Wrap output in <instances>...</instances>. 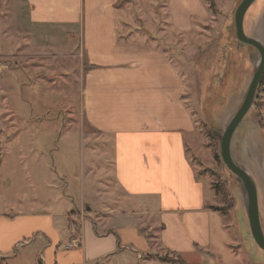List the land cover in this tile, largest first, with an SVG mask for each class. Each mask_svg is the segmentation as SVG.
<instances>
[{
    "label": "crops",
    "instance_id": "crops-1",
    "mask_svg": "<svg viewBox=\"0 0 264 264\" xmlns=\"http://www.w3.org/2000/svg\"><path fill=\"white\" fill-rule=\"evenodd\" d=\"M209 1L218 5L225 0ZM205 2L0 0V39L11 34L15 58L28 60L33 75L51 86L57 70L48 74L44 67L36 69L35 60L76 61L80 124L105 138L101 148H113L111 186L109 192L98 191L100 206L85 210L80 204L72 212L56 203L60 197L49 169L42 166V154L25 156L23 142L8 139L7 131L17 123L4 119L9 112L0 80V260L11 259L12 251L24 245H33L26 251L37 252L38 264H185L187 257L206 262L213 256V207L188 153L189 147L196 150L195 118L201 109L198 101L197 110L187 105L182 80L161 49L167 45L159 30L165 14L173 32L187 35L196 22L206 20ZM136 20L154 29V43L137 36ZM0 66L6 68L2 62ZM22 72L16 69L24 102L28 79L20 80ZM29 173L39 180L32 190L48 195L46 201L39 202L37 194L26 202L17 199L18 178ZM75 240L79 247L66 250Z\"/></svg>",
    "mask_w": 264,
    "mask_h": 264
},
{
    "label": "rangeland",
    "instance_id": "rangeland-1",
    "mask_svg": "<svg viewBox=\"0 0 264 264\" xmlns=\"http://www.w3.org/2000/svg\"><path fill=\"white\" fill-rule=\"evenodd\" d=\"M206 1L209 10L206 20L196 22L187 35L173 32L169 21L165 20V14H161L162 20H159V30H161V36L167 45V49L162 47L161 49L163 53H166L169 62L182 80V95L191 110H197V101L201 109L200 115L197 116L198 119L195 118L197 123L196 150L193 151L189 147L188 153L190 162L195 168V174L199 179L204 180L207 202L213 207L210 208L209 235L211 240L209 251L213 256L210 255L206 262L203 261V258L191 257L185 258L184 261H187L185 264H264V254L259 253L260 256H263L262 258L252 252L250 257L248 243L240 235V227L235 219V206L232 211L226 210L230 200L229 194H224V200H222L215 189L216 184H222L221 189L223 190L224 185L229 182V178L228 172L216 159L218 156L217 147L215 148L214 143L208 137V132L211 133V131L204 115V112L209 109L212 113L216 111L222 115V110H227V101L232 95L231 91L243 86L245 72L247 71L246 81L251 77L247 59L242 57L234 58L237 61L231 68V76L226 83V88L222 90L226 72L223 74L220 84L209 81L210 76H215L219 72L217 63L224 56L221 53V48L227 47L226 52L230 55V33L226 37V27L231 23L230 17L239 0H225L218 5L212 3V6L209 0ZM189 6H193V4L189 3ZM252 8H255V5ZM180 15L177 14V16ZM169 17H171L170 14H168ZM136 22L137 36H140L144 43H154L156 33H150V30L154 29L148 28L138 20ZM146 30L149 32H144ZM12 37L9 34L6 41L0 39V62L6 65V68L0 66V80L1 84L6 86L4 102L6 110L9 112V114H5L4 119L6 123H17L15 128H9L7 131L8 139L11 138L13 144L17 141L23 142L22 148L25 156L31 153L35 155V152L42 154L40 156L44 161L42 166L45 165L49 169V178L54 180L55 193L60 197H56V203L68 206L72 212L78 210L80 204L85 210L86 207L90 209L97 205L100 206L103 196H98V191L109 192L107 188L111 186L112 166L110 160L113 148L109 144L105 148H101L99 145L105 138L94 136L91 131L84 129L80 124L77 110L80 100L79 68L75 67L76 61L74 62L72 59H36V69L40 67L38 69L42 70L44 67L42 71L46 70L45 72L48 74H53L57 70L56 81L54 80L55 83L51 86L49 83L39 81V78L37 79L33 75L31 64H26L28 60L15 58L16 54L13 50L15 40ZM54 51L67 52L65 49H54L51 52ZM22 68L23 76L20 80L24 77V79H28V85L23 90L24 102L19 99L20 89L16 80V69ZM43 76L45 81L49 79L45 73ZM18 85H20L19 82ZM220 88L221 93H219ZM263 92L264 85L257 89L256 101L254 100V104L256 102V105L259 106L262 125H264ZM0 101L3 103L1 95ZM219 103L220 105L216 107L215 105ZM254 104L250 115L247 114L239 125L235 133V140H238L241 133L245 132V128L252 129V125L255 126V122L257 123ZM1 114L3 113H0V116ZM222 119L224 120V117ZM32 122L33 125L29 126V123ZM17 131L18 137L12 138V135ZM260 132L256 157L260 158L264 164V132L261 130ZM109 141L111 142V140ZM236 147L238 148V145ZM15 148L13 147V151ZM246 162H251L248 156H246ZM246 166L250 167L251 164H246ZM250 169H253L252 166ZM42 170L45 172V167H42ZM35 177L34 173H29L26 177L18 178L20 184L18 200L26 202L32 195L37 194L36 199L39 202L46 201L48 195L40 192L39 188L36 191L32 190L31 184L35 187L39 184V180H33ZM152 217L154 218V216ZM99 218L104 217L99 216ZM30 247L32 248L33 245H24L19 247L20 249H15L12 251L11 259L2 258L0 264H38L37 252L32 254L30 251H26Z\"/></svg>",
    "mask_w": 264,
    "mask_h": 264
},
{
    "label": "water",
    "instance_id": "water-1",
    "mask_svg": "<svg viewBox=\"0 0 264 264\" xmlns=\"http://www.w3.org/2000/svg\"><path fill=\"white\" fill-rule=\"evenodd\" d=\"M254 5L255 8H252ZM229 40V65L222 90L226 88L231 68L237 61L234 58L247 59L251 77L246 81V71L243 86L231 91L227 110H222V115L216 111L212 113L211 109L204 115L217 142L218 159L231 175L228 194L235 202L234 215L240 235L248 243L250 257L253 252L263 258L259 253L264 254V164L256 157L261 132L255 122L256 127L245 128L238 140H235V133L246 115L251 113L264 74V0H239L236 3ZM222 90L220 88L219 93ZM218 105L220 103L215 106ZM246 156L250 163L246 162ZM246 164H251L253 169Z\"/></svg>",
    "mask_w": 264,
    "mask_h": 264
},
{
    "label": "trees",
    "instance_id": "trees-1",
    "mask_svg": "<svg viewBox=\"0 0 264 264\" xmlns=\"http://www.w3.org/2000/svg\"><path fill=\"white\" fill-rule=\"evenodd\" d=\"M210 5L212 6V2H211ZM230 27H231V23H230L229 26L226 27V37L228 36V33L230 31ZM226 49H227V47H225V46L221 48V53L224 56H223V59L217 63V65L219 67L218 68V71L219 72H217V74L215 76H210L209 81L217 82V84H220V82L222 80V77H223V74L226 72V70L228 68V65H229L228 53L226 52ZM263 85H264V74H263V77L261 79V82H260L259 87H261ZM255 101H256V99H255ZM258 108H259V106L256 105V102H255V104H254V110H255L257 124H258L259 129L262 132H264V125H262L263 124V121H262L261 114H260ZM208 137H209L210 141H212L214 143V146L216 148L217 147V145H216L217 143H216V140L213 137V135L208 132ZM216 159L219 161L218 156H216ZM227 175H228V178H229V182L224 185V189L223 190L221 189L222 188V184H220V185L219 184H216L217 186H215V189H216L218 195L222 198V200H224V198H223V195L224 194L227 193V195H228V187H229L228 185L231 183V180H232L231 179V175L228 174V173H227ZM228 196H230V195H228ZM229 198H230V200L228 202V207H226V210L227 211H232L233 208H234V206H235V203H234V200L231 197H229ZM70 226H72L73 229L75 228V225H73V224H70Z\"/></svg>",
    "mask_w": 264,
    "mask_h": 264
},
{
    "label": "built area",
    "instance_id": "built-area-1",
    "mask_svg": "<svg viewBox=\"0 0 264 264\" xmlns=\"http://www.w3.org/2000/svg\"><path fill=\"white\" fill-rule=\"evenodd\" d=\"M78 247H79V242L75 240V241H72L65 249L69 250V249H74Z\"/></svg>",
    "mask_w": 264,
    "mask_h": 264
}]
</instances>
